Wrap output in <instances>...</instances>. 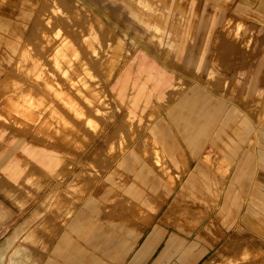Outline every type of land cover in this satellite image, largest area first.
I'll use <instances>...</instances> for the list:
<instances>
[{
    "label": "rangeland",
    "instance_id": "374dc122",
    "mask_svg": "<svg viewBox=\"0 0 264 264\" xmlns=\"http://www.w3.org/2000/svg\"><path fill=\"white\" fill-rule=\"evenodd\" d=\"M201 1L0 0V128L55 161L43 191L28 181L19 186L34 201L19 214L17 233H0V264L72 256L71 244L58 247L74 240V227H85L84 246L90 227H144L166 239L202 219L206 231L225 233L203 264H264V213L246 215L252 183L264 193L250 141L264 131V99L240 87L251 56L264 55V42L254 41L263 38L262 26L227 16L209 42L216 76L181 71L165 101L147 105L111 92V79L136 50L169 52L186 6ZM250 2L263 17L264 0H231L243 15ZM161 15L167 34L152 42ZM196 91L204 100L188 103ZM152 126L172 150L171 157L158 152L159 164ZM190 129L194 136L186 138Z\"/></svg>",
    "mask_w": 264,
    "mask_h": 264
},
{
    "label": "crops",
    "instance_id": "0c3cea01",
    "mask_svg": "<svg viewBox=\"0 0 264 264\" xmlns=\"http://www.w3.org/2000/svg\"><path fill=\"white\" fill-rule=\"evenodd\" d=\"M231 4V0H203L200 5L193 3L186 6L184 15L181 16L183 30L178 36L171 37L169 52L166 51L168 53L164 56L162 54L155 56L145 49L136 50L111 79L112 95L117 100L130 95L141 103L151 105L167 99L175 88L181 71L202 73L207 78H214L216 75L209 70V42L212 34L226 21L227 16L231 15L237 20L244 17V22L249 27L257 29L259 25L264 30V15L258 17L255 2H250L249 12H244V15L241 4ZM262 9L264 10V4ZM175 17L179 19V14H175ZM168 25L167 16L161 15V21L154 30L156 40L152 42L162 43V37L167 34L163 28ZM261 37L263 38L258 39L256 34L254 41L263 44L264 34ZM224 64L226 66V63ZM244 73L249 74L248 81L240 87L247 90L250 97L264 99V55L259 59H252L251 56L250 69ZM191 96L188 103H193L199 98L204 100L198 91ZM259 103V115L264 118V101ZM129 114L134 116L133 112ZM178 120L187 122L190 119L186 116L185 119L181 117ZM151 131L158 146L162 148L156 151L154 163L159 164L158 152L162 151L171 157L172 150L159 134L157 126H152ZM185 132L186 138L194 136L192 129ZM255 133L256 142L252 140L254 134L250 136L251 143H255L253 154L259 164L257 169L264 170V131H260L259 135L257 131ZM19 142L21 141L18 137L11 138L0 128V233L8 232V229L11 233L13 230L17 233L19 214L23 212L25 214L34 201L35 194L30 195L29 189H20L19 186L21 184L26 186L28 181L31 187L38 189V194L50 184V170L55 168V161H52L49 150L43 147L39 149L26 142L19 146ZM188 148V145L185 146L186 153L191 152ZM34 176L41 181L35 182ZM261 179L264 180V177ZM252 185L248 195L251 202L248 200L246 206V215L250 217H254L256 211L264 213V193L263 195L258 193L255 186L258 183ZM15 189H18V192ZM204 220L198 224L191 221L189 224L197 229L189 232H172L166 239L158 231L147 232L144 227L108 224L99 228L90 227L89 231H85L89 237H85L87 242L84 246L80 234L85 227H74V240L70 243H61L58 247L64 250L66 244H71L74 249L73 255L69 257L64 255L62 259L59 253L57 258H48L41 264H203L225 238L224 229L219 226L206 231ZM252 222L254 221L250 220V223Z\"/></svg>",
    "mask_w": 264,
    "mask_h": 264
}]
</instances>
